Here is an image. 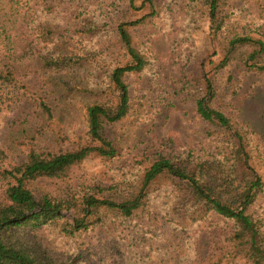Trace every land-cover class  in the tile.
I'll use <instances>...</instances> for the list:
<instances>
[{
    "label": "rangeland",
    "instance_id": "rangeland-1",
    "mask_svg": "<svg viewBox=\"0 0 264 264\" xmlns=\"http://www.w3.org/2000/svg\"><path fill=\"white\" fill-rule=\"evenodd\" d=\"M218 6L212 22L206 0H0V73L10 66L18 83L0 80V206L6 187L16 184L8 171L31 149L56 153L98 143L87 133L86 108L117 104L110 73L130 62L119 23L137 21L127 30L144 59L141 70L123 76L127 114L102 125L116 153L90 152L59 176L25 180L36 198L72 204L50 222L6 231V243L42 264H264V185L246 209L259 252L238 223L209 209L187 182L162 173L141 189L146 169L162 155L206 174L212 191L233 203L237 185L251 178L242 151L264 184V71L251 66L264 64V0ZM235 36L250 40L229 48ZM204 73L213 85L208 105L227 126L196 110ZM42 100L52 116L42 113ZM139 191L140 205L129 216L107 207L83 216L85 196L122 202ZM74 217H84L86 227L73 230Z\"/></svg>",
    "mask_w": 264,
    "mask_h": 264
},
{
    "label": "trees",
    "instance_id": "trees-1",
    "mask_svg": "<svg viewBox=\"0 0 264 264\" xmlns=\"http://www.w3.org/2000/svg\"><path fill=\"white\" fill-rule=\"evenodd\" d=\"M218 1L219 0H206L209 19L212 22L216 20L215 18L219 7ZM136 22L137 21L122 22L117 25V33L120 41L124 44L130 56L129 63L114 67L110 73V80L117 90V104L112 108H107L99 103H94L86 108L87 133L91 140L98 143L95 145L82 146L75 150L56 153H44L31 149L29 153H27L24 162L8 171L9 174L16 176V184H9L6 187L5 195L7 197V202L0 206V264H42L32 257L25 249L6 243L3 236L4 233L10 229L22 226H40L50 222L57 217H61L62 211L69 209L72 204H70L69 201L53 199L47 195L36 198L33 193L24 186L25 180L32 179L38 175L59 176L65 169L84 159L90 152H97L104 156H113L116 153V149L112 142L103 135L102 125L104 121L114 122L127 114L129 108V90L127 84L123 80V76L129 72L139 71L144 66V59L132 47L130 34L127 30L128 26ZM5 32L6 28L3 27L1 30L0 27V33L4 34ZM249 40L250 39L246 36H235L229 40V48L235 44L245 43ZM258 44L260 46L258 51H260L263 48V43L258 41ZM257 54L258 53L253 51L250 57L252 56V58L255 59ZM226 57L227 55L221 59V65L227 62ZM3 58H5V56H3ZM62 59V63H64L66 57ZM251 66L264 71V64L260 65L255 62ZM6 69V73H0L1 83L17 87V77L14 71L10 66L8 67V65ZM202 78L205 91L204 95L196 99V110L198 114L205 120L216 121L222 126H227L228 118L222 112L208 105L209 99L213 96V85L207 74L204 73ZM2 98L3 95L1 94L0 100ZM39 105L45 116H52V109L47 103L42 100ZM240 163L251 173V178L246 180L244 184L240 182L239 185H237V187H241V190L238 194V200L233 201V203L222 201L219 193L215 194L212 191L210 186H214V183L205 180L204 177L206 174H204V177L203 175L197 176L193 171L175 165L170 159L162 155L155 159L146 169L143 175L141 189L147 187L152 180L162 173H168L180 181L187 182L199 200L204 202L209 209L227 218H231L238 223L240 226V234L248 236L247 243L249 244L250 250L259 252L261 249L257 240V226L246 213V209L253 202L257 191H259L264 184L258 173L248 163V157L243 151L240 156ZM202 178H204L203 181ZM141 197V191L134 197L122 202L88 195L83 197L82 201L83 216L90 214L92 210L98 207L115 209L122 215L129 216L132 214L133 210L140 205ZM72 220L73 230L86 227L84 217H74Z\"/></svg>",
    "mask_w": 264,
    "mask_h": 264
}]
</instances>
